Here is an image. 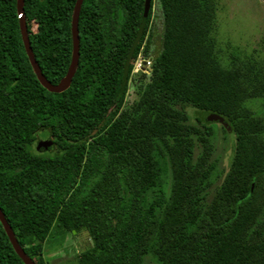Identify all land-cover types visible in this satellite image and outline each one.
I'll return each instance as SVG.
<instances>
[{"label": "trees", "instance_id": "obj_1", "mask_svg": "<svg viewBox=\"0 0 264 264\" xmlns=\"http://www.w3.org/2000/svg\"><path fill=\"white\" fill-rule=\"evenodd\" d=\"M77 1L25 0L31 46L53 85L72 62ZM17 2L0 0V208L27 255L46 264L52 235L86 232L93 242L77 264H143L150 254L161 264H264V46L226 58L218 0H152L147 18L146 0H85L79 65L55 94L30 63ZM156 5L162 50L127 111ZM217 125L235 138L234 154L209 197ZM0 264H24L1 222Z\"/></svg>", "mask_w": 264, "mask_h": 264}, {"label": "rangeland", "instance_id": "obj_2", "mask_svg": "<svg viewBox=\"0 0 264 264\" xmlns=\"http://www.w3.org/2000/svg\"><path fill=\"white\" fill-rule=\"evenodd\" d=\"M218 44L228 55L251 56L263 50L264 46V0H218ZM152 50L149 56L143 51L135 64L129 90L125 102V110L130 111L138 101L141 89L150 82L152 60L162 50L163 25L161 13L154 8ZM35 30V28H34ZM227 61V60H226ZM146 63V64H145ZM255 111L259 103L254 104ZM260 112V111H259ZM262 114V113H260ZM191 123L202 126L198 121L204 118L191 112ZM214 153L212 161L216 163L218 178L210 190L212 197L219 188L229 170L234 154L235 138L226 135L219 125L214 126ZM198 153V151H197ZM65 238L52 235L44 245V261L46 264H77L78 258L88 249L90 238L86 232L73 233ZM143 264H161L152 254L144 258Z\"/></svg>", "mask_w": 264, "mask_h": 264}, {"label": "water", "instance_id": "obj_3", "mask_svg": "<svg viewBox=\"0 0 264 264\" xmlns=\"http://www.w3.org/2000/svg\"><path fill=\"white\" fill-rule=\"evenodd\" d=\"M85 0H78L73 20H72V37H73V58L72 62L68 71L67 76L61 81L59 85H53L50 83L46 77L44 76L32 49L30 37H29V31H28V25H27V19L25 14V0H18L17 2V11H18V17L20 22V29H21V35L22 40L28 55V58L30 60V63L33 67V70L41 83V85L47 89L51 93L55 94H61L67 91L75 77L78 65H79V59H80V34H79V20H80V14L82 7L84 5ZM151 3L152 0H146L145 5V18L148 17L150 9H151ZM207 122L209 123H220L227 127L225 120L217 115H212L207 118ZM230 131V128H228ZM0 222L2 226L4 227V230L9 238V241L16 252V254L19 256V258L23 261L24 264H36L25 252V250L22 248V246L19 244L16 235L9 224L8 220L5 217V214L3 213L2 209L0 208ZM90 242H93L92 239H90Z\"/></svg>", "mask_w": 264, "mask_h": 264}, {"label": "flooded vegetation", "instance_id": "obj_4", "mask_svg": "<svg viewBox=\"0 0 264 264\" xmlns=\"http://www.w3.org/2000/svg\"><path fill=\"white\" fill-rule=\"evenodd\" d=\"M36 264H37V262L36 261H34Z\"/></svg>", "mask_w": 264, "mask_h": 264}, {"label": "built area", "instance_id": "obj_5", "mask_svg": "<svg viewBox=\"0 0 264 264\" xmlns=\"http://www.w3.org/2000/svg\"><path fill=\"white\" fill-rule=\"evenodd\" d=\"M146 64V63H145Z\"/></svg>", "mask_w": 264, "mask_h": 264}]
</instances>
